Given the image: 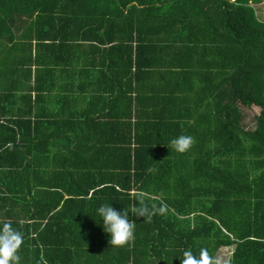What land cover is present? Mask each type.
Returning a JSON list of instances; mask_svg holds the SVG:
<instances>
[{
  "label": "trees",
  "instance_id": "1",
  "mask_svg": "<svg viewBox=\"0 0 264 264\" xmlns=\"http://www.w3.org/2000/svg\"><path fill=\"white\" fill-rule=\"evenodd\" d=\"M263 2L0 0V46L12 41L16 17L49 22L58 32L72 30L68 22L74 18L84 21L82 37L94 32L95 42L114 52L113 58L104 55L107 68L126 66L112 78L118 97L129 94L137 71L149 66L139 63L141 54L172 48L184 52L193 41L187 39L193 28L219 34V41L191 44L216 48L210 75L218 71L217 84L226 86V102L220 99L217 106L212 99L208 126L183 154L169 143L181 134L193 136V127L171 137L156 133L143 138H132L128 129L124 139L93 142L96 148L113 147L107 156L112 164L97 162L88 146L76 163L81 153L75 152L83 147L74 144L72 132L61 140L57 123L39 136L40 128L51 126L48 120H0V226L10 221L23 234L19 264H180L184 250L199 256L201 248L213 256L230 249L231 264H264V8L262 19L256 15ZM90 18L99 21L90 26ZM5 63L6 57L0 67ZM7 73L1 69L0 77ZM13 83L0 78L2 89ZM251 107L258 114L252 129L245 130L240 108ZM55 144L62 149L49 150ZM137 193L147 205L163 204L167 211L157 212L150 222L129 212L136 223L134 243L111 246L96 209L104 203L118 211L130 210L134 202L139 207Z\"/></svg>",
  "mask_w": 264,
  "mask_h": 264
},
{
  "label": "crops",
  "instance_id": "2",
  "mask_svg": "<svg viewBox=\"0 0 264 264\" xmlns=\"http://www.w3.org/2000/svg\"><path fill=\"white\" fill-rule=\"evenodd\" d=\"M257 9L263 18V10L257 6L256 15ZM95 20L90 18L86 22L95 26L99 21ZM33 21V18L16 17L11 26L12 41L0 46V65L7 58L6 66L0 70H9L0 78L14 82L8 89L0 85V120L18 117L48 120L51 126L40 128L39 136L52 132L57 123L61 140L72 132L77 140L74 144L83 147L75 152L81 153L75 158L76 163L81 162L86 154L84 148L88 146L89 154L96 156L97 162L112 164L107 156L113 147L103 144L98 147L102 154H98L95 151L98 144L93 142L124 139L128 129L132 138L156 133L171 137L189 126L193 127V137L201 138L209 124L207 108L214 104L212 99L215 98L217 106L220 99L224 105V85L217 84L219 72L210 75L215 70L208 67L209 61L216 57V48L191 44L219 41V34L211 36L193 28L187 36L193 41L187 43L184 52L172 48L167 53L151 50L141 54L139 63L149 66L137 71L131 82L132 91L118 97V86L113 83L117 79L112 78L122 75L126 66L107 68L104 55L110 54L113 58L114 52L106 51L110 45L96 43L94 32L82 37L80 26L84 21L74 18L68 22L73 29L60 32L49 22L33 24ZM32 86L36 88L35 93L31 91ZM59 149L62 144L49 148L52 152Z\"/></svg>",
  "mask_w": 264,
  "mask_h": 264
},
{
  "label": "clouds",
  "instance_id": "3",
  "mask_svg": "<svg viewBox=\"0 0 264 264\" xmlns=\"http://www.w3.org/2000/svg\"><path fill=\"white\" fill-rule=\"evenodd\" d=\"M195 144V138L191 135L181 134L173 138L169 146L177 153L189 151ZM139 199V207L134 202L130 210H116L109 203L101 204L97 207L96 213L103 220V229L110 235L109 243L114 247L131 245L135 240L136 223L129 219L128 213L133 216L147 218L150 222L157 212L164 214L167 206L161 204L159 208L155 204L149 206L144 203L145 196L137 193L135 199ZM23 244V234L13 228L10 221L3 222L0 226V264H19L21 257L18 250ZM183 258L180 264H231L230 260L214 257L207 248H201L199 256L193 254L191 249L183 251Z\"/></svg>",
  "mask_w": 264,
  "mask_h": 264
},
{
  "label": "rangeland",
  "instance_id": "4",
  "mask_svg": "<svg viewBox=\"0 0 264 264\" xmlns=\"http://www.w3.org/2000/svg\"><path fill=\"white\" fill-rule=\"evenodd\" d=\"M259 10H263L264 8V2L262 3V5H258ZM258 11V9H257ZM258 11V18H262V13ZM224 88H226V86H224ZM226 101L224 100V103ZM220 105V102H219ZM223 105V104H222ZM240 112L242 113L241 116V121H240V125L245 129V130H251L253 127V123H254V117L258 114V108L256 107H251L248 109H243L240 108ZM229 254H230V249H221L219 250L214 257H220L224 260H228L229 258Z\"/></svg>",
  "mask_w": 264,
  "mask_h": 264
}]
</instances>
